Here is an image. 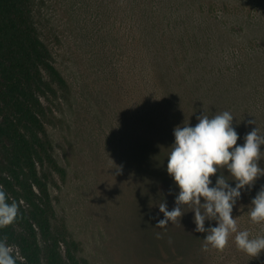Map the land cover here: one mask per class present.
I'll list each match as a JSON object with an SVG mask.
<instances>
[{"label": "rangeland", "instance_id": "rangeland-1", "mask_svg": "<svg viewBox=\"0 0 264 264\" xmlns=\"http://www.w3.org/2000/svg\"><path fill=\"white\" fill-rule=\"evenodd\" d=\"M34 1L40 33L70 84V95L46 104L66 171L52 180L51 194L78 257L85 264H264V252L249 261L234 234L224 249L204 250L206 233L195 231L189 206L157 226L159 203L173 208L179 189L153 146L169 153L174 127L195 125L203 112L230 111L238 144L255 126L264 134V0ZM261 186L264 176L242 190L232 212L252 236L264 235V223L247 215Z\"/></svg>", "mask_w": 264, "mask_h": 264}, {"label": "trees", "instance_id": "trees-1", "mask_svg": "<svg viewBox=\"0 0 264 264\" xmlns=\"http://www.w3.org/2000/svg\"><path fill=\"white\" fill-rule=\"evenodd\" d=\"M68 94L70 84L37 26L35 1L0 0V186L19 206L0 239L12 246L17 264H85L58 223L51 194L52 180L66 171L55 157L46 101Z\"/></svg>", "mask_w": 264, "mask_h": 264}, {"label": "clouds", "instance_id": "clouds-1", "mask_svg": "<svg viewBox=\"0 0 264 264\" xmlns=\"http://www.w3.org/2000/svg\"><path fill=\"white\" fill-rule=\"evenodd\" d=\"M234 116L228 110L209 116L205 112L197 117L195 125L182 124L173 129L174 142L169 147L166 171L179 191L175 195V206L170 210L166 202L159 203L163 218L157 226L168 225L181 217L184 206L194 213L195 231L206 233L202 248L222 250L234 234L236 247L249 261L264 252V235H250L247 229L240 230L233 208L240 199L242 190L251 189L256 180L264 176V167L258 161L264 152V134L255 126L238 144V132L233 127ZM255 124V121H249ZM256 125V124H255ZM226 169L231 176L211 177ZM19 206L15 199L9 202L8 194L0 186V229L11 225L17 218ZM247 215L252 223H264V186L252 198ZM205 221H215L205 228ZM0 264H17L11 245L0 239Z\"/></svg>", "mask_w": 264, "mask_h": 264}, {"label": "bare ground", "instance_id": "bare-ground-1", "mask_svg": "<svg viewBox=\"0 0 264 264\" xmlns=\"http://www.w3.org/2000/svg\"><path fill=\"white\" fill-rule=\"evenodd\" d=\"M127 80V79H126Z\"/></svg>", "mask_w": 264, "mask_h": 264}]
</instances>
